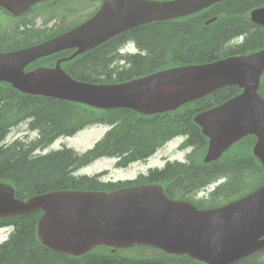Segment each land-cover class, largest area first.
Wrapping results in <instances>:
<instances>
[{
	"label": "water",
	"instance_id": "95a60500",
	"mask_svg": "<svg viewBox=\"0 0 264 264\" xmlns=\"http://www.w3.org/2000/svg\"><path fill=\"white\" fill-rule=\"evenodd\" d=\"M38 1L0 0V6L17 15ZM219 1L103 0L92 17L71 30L27 48L0 52V81L28 94L98 108H130L142 114L173 110L221 87L236 85L243 89L241 93L194 118L208 138L204 160L217 159L233 143L253 134L257 137L253 152L264 166V99L257 91L264 48L113 84L76 81L60 67L62 61L128 29L190 15ZM252 20L264 24V8L254 10ZM65 49L76 50L57 60L53 68L24 71L32 61ZM37 210L43 211L37 222L42 244L73 256L98 245L137 244L188 254L207 264H230L264 246L260 239L264 236V184L222 207L198 210L187 202L170 200L154 184L111 193L58 190L23 200L15 196L12 186L0 182V218Z\"/></svg>",
	"mask_w": 264,
	"mask_h": 264
},
{
	"label": "trees",
	"instance_id": "16d2710c",
	"mask_svg": "<svg viewBox=\"0 0 264 264\" xmlns=\"http://www.w3.org/2000/svg\"><path fill=\"white\" fill-rule=\"evenodd\" d=\"M253 1L225 0L206 15L198 13L182 19L153 22L132 32L117 35L70 62L74 65L70 72L75 78L89 82H120L171 66L205 63L255 50L264 45V33L255 30L247 19V11ZM75 8L80 12L82 5ZM65 12L70 15L74 11L69 7ZM211 17H216L215 21L205 24V19ZM74 23L65 25L62 30L50 36L42 30L32 29L24 21L4 30L0 26V51L37 43L64 31ZM238 35H244V40L231 43ZM128 38L134 40L140 54L121 56L117 53L118 47ZM122 59L125 65H119L118 61ZM238 92L236 86L223 87L194 103L184 105L181 111L150 118L129 110L101 111V115L106 113L112 120L120 121L115 131L108 133L93 149L84 154L63 149L32 163L20 155L30 146L21 141L4 143L9 127L25 115L32 114L40 119L42 125H46L44 129L48 127L54 131L55 138L58 135L73 134L82 128L91 111L78 103L24 94L9 84L0 83V180L11 183L21 198L57 189L111 191L118 184L99 183L85 176L74 178L71 172L101 156H122L126 153L125 160L137 152L142 156L145 153L141 149L154 148L161 138L176 134L187 135L188 144L205 148L206 139L192 122V116ZM70 125L71 130L68 128ZM57 129L59 132H55ZM51 134L48 132L46 139ZM238 157L227 154L208 164L200 161H195L199 165L193 162L168 164L164 169L151 173L148 178H142L141 182H163L171 197L188 199L192 198L189 193L194 188L204 186L219 176H228L227 187L222 192L214 193H219L214 199L215 204H222L237 194L236 186L230 183L234 175H240L247 169H258L252 165L256 160L251 156L248 159ZM39 216L40 212H35L0 219V226L13 227L8 240L0 245V257L6 261L0 264H205L186 255H169L159 250L152 256H143L141 251L123 255L105 246L96 247L77 257L56 253L44 247L36 234L35 224ZM234 264L258 263L247 257Z\"/></svg>",
	"mask_w": 264,
	"mask_h": 264
},
{
	"label": "rangeland",
	"instance_id": "374dc122",
	"mask_svg": "<svg viewBox=\"0 0 264 264\" xmlns=\"http://www.w3.org/2000/svg\"><path fill=\"white\" fill-rule=\"evenodd\" d=\"M75 0H61L58 1L55 5H53L55 8L51 7H37L34 10V13H31L29 15H26V17H23L21 19H11L5 16V14H0V21L5 22V24L1 26V29L4 30L5 27L7 29L10 27L9 25L13 26L16 21L24 20L29 23V26L33 29L38 30H48L45 35L51 33V30L59 29L63 26H65L67 23L72 21H77L80 19L85 18L88 16L93 9L97 6V4L92 5H84L81 8V11L78 12V10L75 8V6H78L77 3H73ZM51 3V2H50ZM71 7L73 9V14H68V12H64L65 8ZM26 126L27 123L23 122L19 124L18 126H15L6 137V141L11 143L15 141L17 138H26ZM107 127L102 125H94L85 128L84 130H81L80 132L76 133L73 137L66 138V139H58L55 141V145L52 146L53 149L59 148L60 143H66L68 147L72 148L75 151L83 152L87 148H89L96 140L101 138L105 133ZM35 134L32 132H29V140L33 139V136ZM202 150H194V153L192 152L190 155L194 154L196 157L199 155L201 158L203 153ZM233 153H239L242 154V157H244V154L249 153L247 149V144H245L241 148H235ZM38 153L42 154L40 151ZM186 151H181L177 149V144L175 142L168 143L166 146L159 149L156 155H154L152 158L149 159L148 163L149 165H161L165 163L167 159L175 160L180 158H186ZM193 155V156H194ZM145 167L142 164H131L127 166L126 168L116 169L113 166V161L108 158L99 159L97 161H94L93 163L89 164L88 166H85L80 172L82 174H87L92 176L93 174H97L98 171L101 170H107L108 174L104 178L105 181L108 179L116 180V179H125V178H133L134 175L137 173L138 170L144 169ZM262 181H264V172L261 167H258L256 170H247L242 175L241 178L235 179V182L241 185H247V186H254L255 184L259 185ZM246 188V187H245ZM4 236H6L5 233L0 232V239H2ZM124 252V251H123ZM152 254L153 251H145L144 254ZM126 253H131L130 251H126ZM143 255V253H142Z\"/></svg>",
	"mask_w": 264,
	"mask_h": 264
},
{
	"label": "bare ground",
	"instance_id": "6f19581e",
	"mask_svg": "<svg viewBox=\"0 0 264 264\" xmlns=\"http://www.w3.org/2000/svg\"><path fill=\"white\" fill-rule=\"evenodd\" d=\"M46 126V125H43ZM48 128V127H47ZM46 129V128H45ZM55 132H59V129H57ZM39 135L35 134L33 136V139L38 138ZM124 147V146H122ZM35 150L40 151L42 154L38 153V152H33ZM144 150L143 152L145 153L144 155L140 156L141 154H139L140 152H137L134 156H132L130 159H128L126 162L130 161V160H137L140 162H144L150 158H152L154 155L157 154V152L159 151V148H144L141 149ZM54 149L53 147L50 145L49 147V142L48 141H43L41 142L37 147H30L29 149H26L25 151L21 152L20 155L22 157V159H29L32 163L47 157L49 154L53 153ZM195 164H198L197 162ZM199 165V164H198ZM197 167V166H196ZM2 262H6L3 258L0 257V263Z\"/></svg>",
	"mask_w": 264,
	"mask_h": 264
},
{
	"label": "flooded vegetation",
	"instance_id": "af4514ba",
	"mask_svg": "<svg viewBox=\"0 0 264 264\" xmlns=\"http://www.w3.org/2000/svg\"><path fill=\"white\" fill-rule=\"evenodd\" d=\"M263 5H264V4L252 3V4H251V8L254 9V8H256V7L263 6ZM252 9H251V10H252ZM251 35H252V33H251ZM35 129H37V131H38V135H39V136H42L45 132H47V131H45V129H44L43 127H38V128H35ZM178 147H179V149H180V145H179Z\"/></svg>",
	"mask_w": 264,
	"mask_h": 264
}]
</instances>
